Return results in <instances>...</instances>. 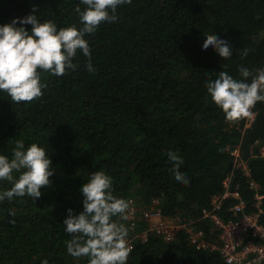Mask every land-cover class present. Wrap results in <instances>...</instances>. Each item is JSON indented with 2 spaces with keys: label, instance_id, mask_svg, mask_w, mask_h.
I'll return each mask as SVG.
<instances>
[{
  "label": "trees",
  "instance_id": "trees-1",
  "mask_svg": "<svg viewBox=\"0 0 264 264\" xmlns=\"http://www.w3.org/2000/svg\"><path fill=\"white\" fill-rule=\"evenodd\" d=\"M77 6L85 7L80 0H0V26L35 14L58 29L79 28ZM117 16L85 37L95 74L78 52L77 70L63 77L38 70L47 87L32 102L12 103L0 91V155L11 159L17 140L25 148L37 143L55 173L40 199L0 202V264H88L87 257L67 253L65 241L73 237L63 222L69 209L83 211L80 189L96 171L112 178L117 198H135L142 206L158 199L164 216L200 220L211 242L217 232L201 220L202 211L229 174L234 172L248 211L258 210L249 183L264 194V102L252 109L251 123V117L228 122L206 84L221 71L242 79L240 66L254 75L264 69V0H132ZM20 26L31 33V25ZM209 34L229 42L231 58L203 49ZM235 149L251 178L236 168ZM169 150L183 161L187 183L171 174ZM11 187L0 181V191ZM260 220L264 224V209ZM127 264L226 263L218 253L196 250L182 231L172 244L157 237L136 243Z\"/></svg>",
  "mask_w": 264,
  "mask_h": 264
},
{
  "label": "clouds",
  "instance_id": "clouds-1",
  "mask_svg": "<svg viewBox=\"0 0 264 264\" xmlns=\"http://www.w3.org/2000/svg\"><path fill=\"white\" fill-rule=\"evenodd\" d=\"M80 3L84 9L77 6L74 10L79 16V28L72 25L58 29L51 20L41 23L35 14L0 26V91L6 93L12 103L32 102L43 95L47 84L41 82L38 70L56 77L76 71L78 64L73 61L78 52L87 58L88 72L95 74L92 50L85 37L94 34L102 23L117 22L118 8L131 5L132 0H80ZM37 11L32 9L33 13ZM17 25H31V33ZM205 37L204 50L212 48L225 60L232 57L228 41L216 34ZM243 55H247V49L243 50ZM239 75L242 79L238 80L221 71L215 80L206 84L213 103L228 122L251 117L255 105L264 102V69H257L254 75L240 66ZM168 158L173 164L170 172L175 180L187 183V177L180 171L183 161L179 155L169 150ZM14 173H19L18 178ZM54 174L52 161L44 148L37 143L25 148L24 142L17 140L11 159L0 155V181L12 185L9 190L0 191V202L25 196L40 199L41 189L50 186V177ZM112 183L105 172L92 173L80 189L84 197L83 211L76 215L68 210L64 229L73 238L65 244L73 258L87 257L88 264H127L132 252L127 241L128 230L113 218L127 219L129 202L112 194Z\"/></svg>",
  "mask_w": 264,
  "mask_h": 264
},
{
  "label": "built area",
  "instance_id": "built-area-1",
  "mask_svg": "<svg viewBox=\"0 0 264 264\" xmlns=\"http://www.w3.org/2000/svg\"><path fill=\"white\" fill-rule=\"evenodd\" d=\"M251 118L249 123L254 119L253 115ZM232 155L236 168L251 178L250 169L239 160V150H233ZM249 186L254 191L257 211H248L240 185L235 183L234 172L223 182V191L212 198L208 208L203 209L201 220L209 221L217 232L213 242L199 226L200 220L180 215L164 216L158 199L142 206L140 201L131 198L123 224L128 230V245L134 250L136 243L144 244L151 237L172 244L183 231L192 247L198 251L218 253L226 264H264V224L260 220L264 194L253 180ZM140 223L144 224L142 228Z\"/></svg>",
  "mask_w": 264,
  "mask_h": 264
}]
</instances>
